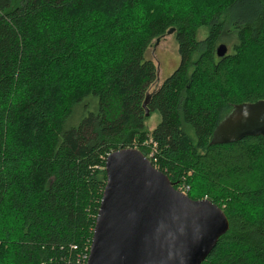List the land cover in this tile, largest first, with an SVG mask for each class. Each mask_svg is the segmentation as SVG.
I'll use <instances>...</instances> for the list:
<instances>
[{
    "label": "trees",
    "instance_id": "16d2710c",
    "mask_svg": "<svg viewBox=\"0 0 264 264\" xmlns=\"http://www.w3.org/2000/svg\"><path fill=\"white\" fill-rule=\"evenodd\" d=\"M172 29L180 65L149 93L146 54ZM258 101L264 0H0V264H82L108 155L147 156L149 138L175 189L228 218L202 264H264V138L211 145L234 106Z\"/></svg>",
    "mask_w": 264,
    "mask_h": 264
},
{
    "label": "water",
    "instance_id": "95a60500",
    "mask_svg": "<svg viewBox=\"0 0 264 264\" xmlns=\"http://www.w3.org/2000/svg\"><path fill=\"white\" fill-rule=\"evenodd\" d=\"M216 53L223 58L228 47L220 44ZM247 137L264 138V101L234 106L214 131L211 145ZM105 172L87 264H202L229 231L223 209L176 190L137 149L110 153Z\"/></svg>",
    "mask_w": 264,
    "mask_h": 264
},
{
    "label": "rangeland",
    "instance_id": "374dc122",
    "mask_svg": "<svg viewBox=\"0 0 264 264\" xmlns=\"http://www.w3.org/2000/svg\"><path fill=\"white\" fill-rule=\"evenodd\" d=\"M207 32L208 31L206 29H201L198 33V37H197L198 41H202L205 38ZM223 44L228 47V51H229L230 49L229 44L228 45L226 43ZM146 59L151 60L158 70L157 81L155 82L154 85H152L149 88V93H152L155 90H157L162 85V83L167 78H169L180 65L179 48L173 34L172 35L166 34L165 37L162 38V40H160L159 45L157 46L153 45L152 47H150L149 51L146 54ZM93 105L94 102L92 100H86L84 103H82L81 106L77 107L76 110L74 111L73 116L67 123L68 127L77 125L79 119L82 116H84L85 111L89 108V106H93ZM160 122H161L160 114L157 111L152 112L148 121L146 122V129L151 132L158 126ZM149 140L150 138L146 141V143ZM146 147H148L150 152L151 147L150 146H146ZM182 189L183 190H178V191L180 192L185 191L184 194L186 193V191L189 190V188H182Z\"/></svg>",
    "mask_w": 264,
    "mask_h": 264
},
{
    "label": "built area",
    "instance_id": "2783aa9c",
    "mask_svg": "<svg viewBox=\"0 0 264 264\" xmlns=\"http://www.w3.org/2000/svg\"><path fill=\"white\" fill-rule=\"evenodd\" d=\"M145 146H150V152L147 154L146 158L150 161V163L152 164H156L157 159L155 158V155L157 153V144L153 143V141L150 140L145 144ZM185 191H183L182 193H184ZM186 194V193H185ZM87 260L88 257H82V259H80V263L82 264H87Z\"/></svg>",
    "mask_w": 264,
    "mask_h": 264
}]
</instances>
